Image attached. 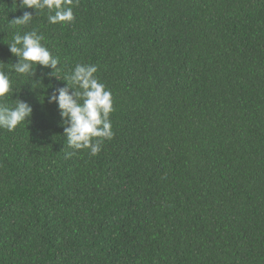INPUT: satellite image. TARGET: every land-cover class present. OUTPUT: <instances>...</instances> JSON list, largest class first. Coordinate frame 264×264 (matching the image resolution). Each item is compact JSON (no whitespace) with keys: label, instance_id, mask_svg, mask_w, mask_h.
I'll return each instance as SVG.
<instances>
[{"label":"trees","instance_id":"16d2710c","mask_svg":"<svg viewBox=\"0 0 264 264\" xmlns=\"http://www.w3.org/2000/svg\"><path fill=\"white\" fill-rule=\"evenodd\" d=\"M19 4L0 0L3 102L33 112L0 129V264H264V0H74L57 24ZM33 29L59 79L12 70ZM78 63L113 98L95 156L66 155L47 102Z\"/></svg>","mask_w":264,"mask_h":264},{"label":"clouds","instance_id":"9594fccd","mask_svg":"<svg viewBox=\"0 0 264 264\" xmlns=\"http://www.w3.org/2000/svg\"><path fill=\"white\" fill-rule=\"evenodd\" d=\"M74 0H20L22 9L47 10V20L50 24L71 22L74 20ZM33 14L24 11L12 22L15 25L26 26L31 23ZM44 37L37 30L17 33L8 44L10 53L17 58L12 63V70L21 75L35 76L36 69H51L43 73L48 77L56 75L59 60L41 43ZM98 69L94 64L78 63L63 80L65 86L54 89L47 96L49 104H56L63 125V135L67 145L73 149L66 155L71 157L75 150L89 149L92 156L100 152L104 140L114 136L110 114L114 111L112 93L95 75ZM9 76L0 71V129L13 131L26 119H30L33 108L24 100L16 99L14 106L3 102L10 92ZM94 138H98L95 139Z\"/></svg>","mask_w":264,"mask_h":264}]
</instances>
